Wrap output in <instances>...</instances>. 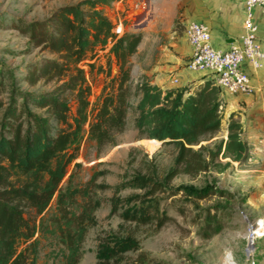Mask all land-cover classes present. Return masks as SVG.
<instances>
[{
  "label": "rangeland",
  "instance_id": "374dc122",
  "mask_svg": "<svg viewBox=\"0 0 264 264\" xmlns=\"http://www.w3.org/2000/svg\"><path fill=\"white\" fill-rule=\"evenodd\" d=\"M78 1L0 0V101L3 103L0 134L4 113L11 106L17 107L21 119L27 120V111L51 119L46 108L36 106L31 94L57 93L69 106L67 116L72 122L78 107L76 92L63 88V81L38 79L33 82L29 76L35 62L58 56L41 46H34L28 35L13 25L19 17L25 22L46 19L61 6ZM115 2L103 6L105 15L117 28L134 33L127 27L132 22L128 18L132 13L127 14L125 9L119 16L113 15L111 10ZM110 47L111 44L104 49L97 46V55L80 63L90 90L87 97L89 119L97 99L118 87L114 78L119 77V66L114 55L108 59ZM146 53L141 48L127 58L130 75L123 86L128 101L124 127L113 131L110 141L103 144L85 136L61 183L62 187L65 186L71 173L72 184L79 187L93 181L92 193L99 203L93 212L95 222L87 229L81 243L77 264H98L99 253L104 256V264H264V133L260 134L257 128L255 132L251 130L254 124L264 125V91L253 108L250 106L251 98H238L229 93L222 95L220 128L200 136L199 141L192 145L201 153L205 168L187 173L184 165L176 162L177 146L174 143H157L135 127L141 84L146 81L154 84L146 68L156 61V51L151 57ZM87 63H94V66L90 68ZM193 73L206 77L205 72ZM197 85L187 91L173 85L170 88H181L188 94ZM230 122L241 124L240 136L246 143V153L237 161L231 155L211 158L209 152L226 140ZM87 128L88 124H85L84 129ZM136 178L149 180V185L158 183L164 187V192L151 194L148 187L134 184ZM133 196L140 197L141 203L149 204L151 213L165 214V222L159 225L155 219L147 223L123 220L120 211L132 206L133 202H127V198ZM113 204L118 205L115 213L111 212ZM25 212L28 216L30 208L26 207ZM253 231L254 250L249 255V248L252 249L249 237ZM119 238L136 241V247L106 258L107 248ZM38 262L50 264L51 260L42 251Z\"/></svg>",
  "mask_w": 264,
  "mask_h": 264
},
{
  "label": "trees",
  "instance_id": "16d2710c",
  "mask_svg": "<svg viewBox=\"0 0 264 264\" xmlns=\"http://www.w3.org/2000/svg\"><path fill=\"white\" fill-rule=\"evenodd\" d=\"M113 1L118 0H80L61 6L46 19L25 22L19 17L13 25L28 35L34 46L58 56L35 62L29 73L31 81H63V88L76 92L78 107L69 122L66 101L55 92H45L31 94V99L37 107L46 108L51 119L32 111H27V120L21 119L13 106L4 113L0 134V264H39L42 251L51 260L50 264L78 263L81 243L95 222L93 212L99 203L92 193L93 181L79 187L72 184L71 173L66 185L62 187L61 183L85 136L103 144L110 141L113 131L124 127L128 101L123 86L130 75L127 58L141 39L140 33H117L103 8ZM108 44H111L108 59L114 55L119 66V77L114 78L118 87L97 99L89 119L90 90L80 63L92 60L97 55V46L104 49ZM87 65L91 68L94 63ZM140 90L135 127L157 143H174L176 162L184 165L185 172L204 170L201 153L192 145L200 136L220 128L223 102L218 87L206 79L185 95L181 88L163 89L146 81ZM2 108L0 101V111ZM241 129L239 122H230L226 140L210 151L209 156L231 155L235 161L240 160L247 150ZM134 184L148 187L151 194L164 192L160 184L149 185L145 178H136ZM138 198H127V202L133 203L120 211L121 218L139 223L155 219L162 225L165 214L151 213L150 205ZM26 207L30 208L28 216ZM117 207L113 204L111 212L115 213ZM115 240L118 241L107 248L106 258L136 247L132 239ZM45 248L48 250L44 251ZM101 254L98 264H104Z\"/></svg>",
  "mask_w": 264,
  "mask_h": 264
},
{
  "label": "crops",
  "instance_id": "0c3cea01",
  "mask_svg": "<svg viewBox=\"0 0 264 264\" xmlns=\"http://www.w3.org/2000/svg\"><path fill=\"white\" fill-rule=\"evenodd\" d=\"M129 3L135 5L131 6ZM243 3L244 0H118L111 11L117 16L125 9L127 14L132 13L128 16L132 22L127 27L131 32L141 34L136 53L144 48L147 52L145 55L151 57L156 51V61L146 68L152 83L163 89L173 85L187 91L192 90V86H196L206 77L202 78L186 67L191 48L180 21L189 19L207 24L211 46L227 50L231 44L239 41L242 34ZM255 22L258 25L257 37L264 42V14L258 10L255 11ZM242 67L251 77L255 93L249 97L242 94L236 96L251 98L250 106L253 108L263 95L264 64L256 71H252L248 63H244ZM254 118H257L255 121L258 120L257 116ZM260 125L254 124L251 130L255 132L257 128L263 134L264 125Z\"/></svg>",
  "mask_w": 264,
  "mask_h": 264
},
{
  "label": "built area",
  "instance_id": "2783aa9c",
  "mask_svg": "<svg viewBox=\"0 0 264 264\" xmlns=\"http://www.w3.org/2000/svg\"><path fill=\"white\" fill-rule=\"evenodd\" d=\"M257 10L264 14V0H244L243 32L239 42L231 44L227 50L211 46L210 30L205 23L180 21L191 48L187 69L205 72L207 79L218 87L220 97L225 93L250 95L255 91L251 77L242 65L248 63L257 70L264 63V42L257 37L258 25L255 22ZM116 31L122 33L124 30L116 26Z\"/></svg>",
  "mask_w": 264,
  "mask_h": 264
},
{
  "label": "bare ground",
  "instance_id": "6f19581e",
  "mask_svg": "<svg viewBox=\"0 0 264 264\" xmlns=\"http://www.w3.org/2000/svg\"><path fill=\"white\" fill-rule=\"evenodd\" d=\"M262 223V222H261ZM263 226L259 227L262 228ZM255 231V230H254ZM254 231L251 233L250 237H249V247H252V249L249 248V254L253 252L254 247H253V243H254V238H255V233Z\"/></svg>",
  "mask_w": 264,
  "mask_h": 264
}]
</instances>
